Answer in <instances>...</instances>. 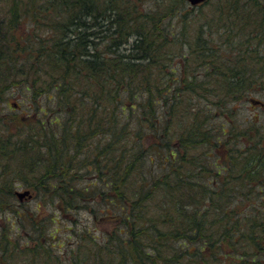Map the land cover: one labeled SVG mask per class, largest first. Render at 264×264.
Instances as JSON below:
<instances>
[{
    "label": "trees",
    "instance_id": "16d2710c",
    "mask_svg": "<svg viewBox=\"0 0 264 264\" xmlns=\"http://www.w3.org/2000/svg\"><path fill=\"white\" fill-rule=\"evenodd\" d=\"M17 88L0 264H264V0H0Z\"/></svg>",
    "mask_w": 264,
    "mask_h": 264
},
{
    "label": "rangeland",
    "instance_id": "374dc122",
    "mask_svg": "<svg viewBox=\"0 0 264 264\" xmlns=\"http://www.w3.org/2000/svg\"><path fill=\"white\" fill-rule=\"evenodd\" d=\"M24 94L22 93L21 89H13V91H8L6 93V99L3 101L2 104H0V108L2 110V112L4 113V116L7 117L8 119L13 115H20L21 112L25 109V98L23 97ZM22 102L23 105L20 106H16L15 103H19ZM245 115H252L255 118H257V115L259 113H261L263 111V106H260L259 104H255L251 101V103H246L245 105ZM17 190H24L25 187L23 186H16ZM25 199V198H24ZM34 202V200L31 199H25L24 201H19L18 198L14 199V205L15 208L17 210H23L26 209V207H31L32 203ZM3 213H0V223H3ZM84 217V216H82ZM97 227L101 228V227H107V223H105V221H98L96 223Z\"/></svg>",
    "mask_w": 264,
    "mask_h": 264
},
{
    "label": "water",
    "instance_id": "95a60500",
    "mask_svg": "<svg viewBox=\"0 0 264 264\" xmlns=\"http://www.w3.org/2000/svg\"><path fill=\"white\" fill-rule=\"evenodd\" d=\"M191 5H196L199 4L205 0H187ZM31 193L28 189H24V190H17L16 191V196L18 197V199L20 201L24 200V198H28L30 197Z\"/></svg>",
    "mask_w": 264,
    "mask_h": 264
},
{
    "label": "bare ground",
    "instance_id": "6f19581e",
    "mask_svg": "<svg viewBox=\"0 0 264 264\" xmlns=\"http://www.w3.org/2000/svg\"><path fill=\"white\" fill-rule=\"evenodd\" d=\"M26 189V188H25ZM29 190V189H28ZM30 191V190H29Z\"/></svg>",
    "mask_w": 264,
    "mask_h": 264
}]
</instances>
